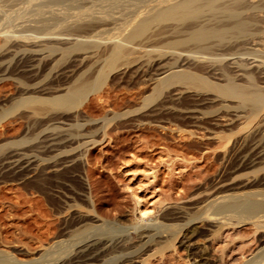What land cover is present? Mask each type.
Segmentation results:
<instances>
[{
	"label": "rangeland",
	"instance_id": "1",
	"mask_svg": "<svg viewBox=\"0 0 264 264\" xmlns=\"http://www.w3.org/2000/svg\"><path fill=\"white\" fill-rule=\"evenodd\" d=\"M2 1L0 0V5L7 11V14H11L22 7V0H19L20 3L19 1L15 3V0ZM124 1L113 6V8L107 0V3L104 2L105 4L99 2L97 7L95 5L96 8L93 7V12L108 10L112 11L110 17L113 16L112 19L108 18L109 23L105 21L107 25H102L103 29L99 27L95 30L96 32H92V35L89 36L92 37L107 27L105 35L111 34L112 36L106 35L104 39L102 38L104 37L103 34L101 38L107 41L109 38L117 37L119 30L115 29L121 27L117 25L119 20H121L119 24L121 25L122 17L127 16L130 11L131 13L138 11V8L140 11L143 6L139 0H133V2L128 0L126 3ZM131 3L135 4L131 6ZM106 4H109L111 8L108 9ZM100 7L101 10L97 9ZM31 9L34 10L35 8L32 7ZM76 11L73 9L69 12L71 18ZM99 11L94 12V14L100 16ZM32 14L34 13L29 14L25 19L21 18L22 20L19 19V21L17 19L13 24L2 21V24L5 25L0 27L3 28L2 30L5 29L4 31L7 30L6 28H10V30L8 29L9 33L10 31L13 32L11 27L21 31H18L19 33H22L24 28L26 31L24 33H30L27 31V23L30 22L28 18L32 19L30 17ZM262 14H264V7L260 14L264 19ZM25 21L27 26L24 25V27ZM21 22H23L21 27H17ZM6 25L7 27H5ZM258 25L260 28L257 29L262 30L259 32L263 38L264 23ZM60 28H58L59 30L56 29L55 32L62 33L65 31L62 27ZM1 29L0 33L4 32ZM158 30L154 28L151 35L156 34V36L142 41L141 44L147 42L145 45L143 44V47L142 45L137 47L136 53L139 54L115 62L116 69L110 71L99 92L88 95V98L79 107L66 113L63 111H46L41 114H34L33 107H12L11 104L26 89L30 92L37 89L41 90L44 87V89L49 88L52 91L55 89L54 92L63 93L62 91L68 86L67 82L69 81L71 84L78 77L79 71L83 72L85 68L87 69V64H90L93 58L95 60L94 53L90 54L93 57L81 59L79 58L81 54H69L64 50H59L53 57L45 58L42 61L43 64L41 62L43 67L35 62L37 70L35 72L29 71L31 69L27 68L25 69L26 73L17 72L19 73L18 76L8 71V74L6 72L4 75L3 72L1 73L4 78L0 75L2 77L0 78V251L12 253L19 264H28L46 252L51 254L58 241L68 239L66 237L58 238V236L64 232L65 222L71 219L76 211L86 214L93 208L94 212H91V217L105 220L106 224H110V226L122 222L123 226L125 225L124 228H131L140 217L137 210L139 201L145 208L147 207L152 211L150 217H161L169 207L196 203L197 200L207 194L211 190L213 181L223 169L222 157L224 155L230 157L231 152L242 155L252 154V152L254 154V151L264 154V106L257 108L251 103L239 104L241 99H230L216 91L190 89V87L183 85H174L165 89L163 94L152 103L144 101L146 96L152 93L155 87L154 83H156L162 69L169 68V64L166 63H172L173 58V54L170 56L172 51L169 50L170 52L167 53L168 49H165L163 42V39H166V42L171 37L173 38V32L169 31L158 35L157 32L155 33ZM6 32L4 33L6 34ZM4 33L2 36L0 35V43L4 42L0 44V47L5 44ZM170 34L171 36H169ZM245 41L249 44L247 45ZM236 42L237 47H232L229 44V51H227L228 47L224 48L225 51L223 48L218 49L221 53H225V56L222 55L224 60L213 63L207 61V63H211V66L208 64L210 68H208L205 77L217 84H225L222 76H225L226 79L230 76L241 84L256 79L255 82L259 85L261 94L264 95L263 44L259 43L257 39L256 41L252 40L251 37ZM10 45L7 46L10 47ZM232 48L239 50L237 49V52L230 50ZM11 50L14 51V49ZM240 50L242 51L240 52ZM230 51L232 52L231 55ZM220 52L219 54H221ZM186 53L184 52V54ZM259 53L263 56L259 57ZM10 54L4 55L2 53L1 65L13 64L18 60V57H21L20 55L13 57V52ZM184 54L182 51V55ZM188 54L190 55V52ZM188 56H182L186 65L184 69L190 70L191 68L190 71H193L194 67L189 65V60L192 58ZM52 58L58 60L60 64ZM186 58L189 59L187 62ZM228 60L229 62L231 60L230 64ZM48 61L54 65L57 64L58 66L55 65L56 69L52 63L53 66L51 65L49 68L50 63ZM257 68L260 73L257 72ZM42 69L44 70L42 71ZM246 70L249 72L247 73ZM20 80L25 82L23 84L29 85L31 89L28 86L24 87L23 84H18ZM54 80H57L58 83ZM48 85L50 87L54 85V88H50ZM58 85H61V88ZM62 85L64 86L62 87ZM44 94L46 92L40 93L39 96L48 97ZM14 141L19 142L12 144ZM42 141L48 142V147L50 145L59 147L60 150L54 153L55 159L40 161V153L36 147ZM47 150L45 149L43 152ZM56 161H60L62 164L53 170L48 167L45 170L46 175H51L54 169L58 172L72 169L75 173L73 172L71 175L70 181L62 182L63 188L49 187L46 192L39 191L35 183L40 174V168L49 166ZM75 166L77 169L74 168ZM237 175H249L251 178L264 175V157L261 160H256L253 168L242 170ZM261 189L264 191V186ZM241 190H243L242 187H234V190H231L229 194L238 193ZM52 195L60 198V208L51 204L49 197ZM88 198L91 200L89 203L92 207L89 206L88 201L90 200ZM68 202L75 204V206L71 209L68 208ZM98 223L101 224L102 221ZM189 228L188 226L179 227L178 239L175 240L173 247L163 252L155 251L154 256L147 257L152 254L149 252L144 257L146 258L145 264H190L186 250L179 245L181 238ZM263 232V230H257L245 217L241 220V224L225 231V234L223 233L213 246L215 249L224 250L223 264H246L253 258L254 262L264 264V254L259 251ZM137 236L135 230L129 231V238L131 237L129 246L137 245Z\"/></svg>",
	"mask_w": 264,
	"mask_h": 264
},
{
	"label": "bare ground",
	"instance_id": "2",
	"mask_svg": "<svg viewBox=\"0 0 264 264\" xmlns=\"http://www.w3.org/2000/svg\"><path fill=\"white\" fill-rule=\"evenodd\" d=\"M7 1L8 0H6V2ZM15 1V3H17L19 0ZM107 1L110 2L113 8V6L120 4V2L124 0ZM131 1L133 2V0ZM139 1L140 4L143 3L142 7L139 6L141 7V10L139 11L140 8H138V11L135 9L136 11H133L132 13L129 10L130 13H128L127 16L122 17L123 21L121 25H119L121 20H119V24L114 22L118 26H121L119 29L113 28L117 31L119 30V34L116 35L117 37L115 38L107 39V41L104 40L107 35H105V33H107V27L105 29L106 31L103 30L105 32L99 31V33H95L96 35L92 37L89 36L92 35V32H96L95 30L99 29V27L103 29V26L107 25L106 22H108V18L113 16L112 15L110 17V12L112 13V11L108 10H103L101 12L98 10L100 16H96L94 14L95 11L93 12V7H95V5L97 7V4L99 5L100 3L104 2L107 3L106 0H22V7L20 6L21 8H19L17 11H12L14 13H11L12 15L7 14V11H5L4 8L1 7L2 5H0L1 27H3L4 23L13 24V22L17 19L18 21L19 19L22 20L21 18L25 19V17H27L29 14L34 13L30 15L32 19L28 18L31 23H27L25 21V23L21 22L20 25H18L19 23L15 24L18 25L17 27H21L22 23L23 26H27V23V31H30V33H24L25 26L23 27L24 31L22 33H19L21 31L18 30V32L17 29H14L13 27H11L13 32L10 31V33L8 32L10 28H6V31L8 32L7 33L4 31L5 29L2 30L3 28L1 29L0 27L2 31L6 32V34L2 32L5 34L3 36L6 38L4 39L5 44L0 47V50L3 51L2 53L6 55L7 53L12 54L13 52V57L16 55L21 56L20 58L18 57V60H16V62L13 64H6V66L0 64V75H2V72L3 75L10 72L12 74L14 73L13 75L17 74L18 76L19 73L17 72H25V69L27 68L31 69L29 71L33 70L35 72V62H38L37 65H39L45 58L53 57V55H55L59 50H64V52L69 54H81L79 57L81 59L93 57V55L90 56L91 53H94L96 56H94L95 60L93 58V61L91 60L90 64L87 62V69L84 67L86 70L84 69L83 72L79 71L78 77H76V75L74 80L72 78L73 81L71 84L69 81L67 82L68 86L65 84L67 88L62 91L63 93H59L58 91L54 92L55 89L52 91L46 87V89L43 87L41 90L37 89L30 92L26 89L23 91V93L19 94L20 96L16 94L19 97L14 100L15 102L12 103L13 105L11 104V106H26V108L33 107L32 111L34 114H41L46 111H63V113H66L67 111H71L79 107L83 101L88 98V95L100 91V88L104 85V82L107 79L110 71H114L116 69V61L129 59L132 55L139 54L136 52L138 50L137 47H140L139 45H142L143 47L144 42L143 44H141V42L149 40L154 35L156 36V34L151 35L154 28H157V30L159 29L158 31H155V33L157 32L158 35H161L165 32L167 33L169 31L173 32V38L171 37V39L166 42V39H163L165 44L162 42L165 45V49H168L167 53L172 51L170 56L173 54V58L172 63H166L169 64V68L162 67V72L158 75L160 78L158 77L156 83H154L155 87L153 88L152 93L146 96L144 100L145 102L152 103L163 94L165 89H168L174 85H183L190 87V89L193 88L196 90L216 91L230 99H241L239 104L251 103L257 108H262L264 106V95L261 94L260 87L255 82L256 79L244 82L246 84H241L230 76L227 79L224 78L225 76H222L224 79L222 80L225 82V84H217L205 77L208 68H210L208 64L211 66L210 62L213 63L221 61L223 59L222 55L225 56V53H221L219 51L221 48H223L225 51L224 48L228 47L227 51H229V44H231L232 47H237L236 41L248 37H251L252 40L254 39V41L257 39V41H259V43L263 44L264 46V37L262 38L259 32L262 30H258L260 28H258V24L264 23V19L260 16V14L263 12L264 0H257L255 3L253 2L254 0ZM126 2H128V0ZM132 4L135 3H131V6H133ZM107 6L109 9V4ZM32 7L35 9L30 10ZM101 7L103 9V6ZM101 7L97 9L101 10ZM135 7L137 8V6ZM73 9L74 11H77L74 13L72 20L69 12L71 10L73 11ZM120 17L119 19H121ZM2 21L6 22L2 24ZM29 24L31 25L29 26ZM117 25L116 28H118ZM255 26L257 27L255 28ZM5 27H7V25ZM60 27H62L65 31L62 33H57V31L55 32V30ZM14 30H16V32H14ZM20 30L22 29L20 28ZM2 33H0L1 36ZM103 34L104 37H102ZM110 35L111 34L107 36L111 37L112 35ZM169 36H171V34ZM245 42L247 44V41ZM252 42L253 41H251V43ZM8 44H11L10 47L7 46ZM241 45L244 44L241 43ZM164 47L162 46V48ZM11 49H14V51ZM237 49L238 48L234 50L232 48L230 50L236 51ZM239 49H241V47H239ZM242 50H240V52ZM182 51L183 54L184 52L186 53V51L187 53L182 55ZM188 51L190 52V55L188 54ZM217 51H219L221 54H219ZM256 52H258V50H256ZM253 53L255 54V52ZM231 54L232 52L230 51V55ZM263 54H260L261 56L259 55V57H262ZM185 55L189 58H192L190 59L191 61L187 59L188 57L185 60L186 62L189 60V65L194 67L192 69L193 71H190L191 68L190 70L187 68L184 69L186 65L185 61L182 60V56ZM226 55L228 56L229 54ZM76 59H78V57H76ZM54 60L52 61L54 62ZM207 61L210 62L207 63ZM56 62L59 63L58 60ZM73 62L75 63V61ZM132 62L134 63V61ZM51 63L49 64L50 67L48 66L49 68H51V65L53 64ZM44 65L46 66L45 63ZM55 65L58 66L57 64ZM221 66L223 67L224 65ZM224 68L226 67L224 66ZM221 69L224 70L223 68ZM43 70L44 69H42V71ZM240 70L242 71V69ZM216 71L214 72L216 73ZM80 72L82 73L80 74ZM246 72L248 73L249 71L246 70ZM257 72L260 73L258 68ZM130 73L132 74V72ZM28 74L27 76L30 75ZM0 78L2 77L0 76ZM54 81L58 83L57 80ZM23 83L25 82L20 80V83L18 84ZM23 85L24 87H29V85ZM58 86L61 88V85ZM63 86L64 85H62V87ZM29 88L31 89V87ZM44 92H46L44 95H47L48 97L39 96L40 93ZM18 142L19 141H14L12 144H16ZM47 143L48 142L46 141H42L41 144L36 147L40 153V161L55 159L56 155L54 153L60 150L56 145H50V147H48ZM45 149L48 150L43 152ZM254 152V154L252 152V154L250 153L246 155H242L241 153L237 152H231L230 157L229 155H224L222 157L224 166L220 175L213 181L211 190L199 200H197L196 203L183 206L173 205L169 207V209L166 210L163 215L161 214V217L156 216L152 218L150 217L152 211L147 207L145 208V206H143L138 200L139 202L137 210L139 211L140 217L138 218V221H136V224H133L131 228H124L125 225L123 226L122 222L118 225L110 226V224H106L105 220L91 217V212H94L93 208L86 214H81L76 211L72 215L71 219L65 222L64 232L58 236V238L66 237L68 239H59L60 241H58L57 246L51 254H47L49 252L43 253L37 260H34L35 263L32 261L28 264H145L146 258L144 257L147 256L149 252H152V254L148 255L147 257L154 256L155 251L163 252L173 247L175 240L178 239V229L181 226L190 227L179 242V245L186 250L187 259L190 264H223L224 250L215 249L213 244L219 237L223 235L225 231L229 230L230 227H235L241 224V220L245 217L251 222V224L255 226L257 230L264 231V191L261 189V187L264 186V175L254 178H251L249 175H237L238 172L242 170L253 168L255 166V161L261 160L262 157H264V154H259L257 153L258 151ZM60 164H62L60 161H56L49 166L40 168V174L35 183L37 184L39 191L46 192L49 187L63 188L62 182L70 181L71 175L74 172L72 169L63 170L62 172H58L54 169L51 175H46L45 170L48 167L52 168L53 170V168H58ZM82 164L80 165L83 166ZM74 168L77 169L76 166ZM234 187H242L243 190L238 193L229 194L231 190H234ZM85 199L87 200V198ZM49 200L54 207H61V200L57 196L52 195L49 197ZM88 200L90 199L88 198ZM89 202H91V200L88 201V203ZM67 206L71 209L73 206H75V204H69L68 202ZM89 206L92 207L91 203H89ZM148 217L151 219H148ZM99 221H102V223L99 224ZM131 230H135L138 235V243L135 246H129L131 243L129 231ZM259 251L261 254H264V234L261 236ZM254 261L255 260L253 258L246 262V264H258V262ZM0 264H19V262L15 259L12 253L0 251Z\"/></svg>",
	"mask_w": 264,
	"mask_h": 264
}]
</instances>
